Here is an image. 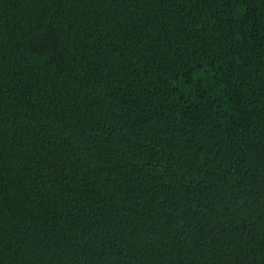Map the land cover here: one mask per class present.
Here are the masks:
<instances>
[{"label": "trees", "instance_id": "16d2710c", "mask_svg": "<svg viewBox=\"0 0 264 264\" xmlns=\"http://www.w3.org/2000/svg\"><path fill=\"white\" fill-rule=\"evenodd\" d=\"M0 264H264V0H0Z\"/></svg>", "mask_w": 264, "mask_h": 264}]
</instances>
